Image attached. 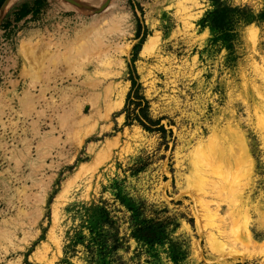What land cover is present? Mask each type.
Listing matches in <instances>:
<instances>
[{"label":"rangeland","instance_id":"rangeland-1","mask_svg":"<svg viewBox=\"0 0 264 264\" xmlns=\"http://www.w3.org/2000/svg\"><path fill=\"white\" fill-rule=\"evenodd\" d=\"M103 11L123 18L108 59L32 86L23 41L55 43ZM261 58L264 0H9L0 11V264H264L258 248L242 247L243 223L223 220L228 202L189 170L198 124L212 125L230 82L244 70L254 78ZM200 94L211 101L204 115Z\"/></svg>","mask_w":264,"mask_h":264},{"label":"bare ground","instance_id":"bare-ground-1","mask_svg":"<svg viewBox=\"0 0 264 264\" xmlns=\"http://www.w3.org/2000/svg\"><path fill=\"white\" fill-rule=\"evenodd\" d=\"M105 11L101 17L95 16V20L92 19L93 22L89 25L71 36L66 34L59 37L55 43L50 39H43L45 37L38 39V35L23 41L20 53L24 59V76L32 86L43 84L45 78L55 79L61 76L64 74L61 70L70 66L81 67L90 63L93 57L102 61L108 59L110 49L107 41H110L111 35L122 33L123 18L110 11V14L107 12L103 15ZM255 46L256 43H253V49ZM255 61L251 63L254 78H248L249 74L244 70L240 84L230 82L226 88V108L217 110L212 125L208 121L198 124L192 134L196 141L193 152L197 157L195 163L190 164L189 170L192 176L194 174L201 182L211 186L210 192L214 197L228 202V213L226 218L223 216L227 225L243 223L242 247L258 248V251L253 252L264 257V58H261L260 63ZM207 96L200 94L196 98L195 104L202 115L211 104ZM123 98L121 96V100ZM192 119L197 125V116ZM252 216L257 218L253 227L250 222ZM238 228L237 226V230ZM257 241L262 243L257 244Z\"/></svg>","mask_w":264,"mask_h":264},{"label":"trees","instance_id":"trees-1","mask_svg":"<svg viewBox=\"0 0 264 264\" xmlns=\"http://www.w3.org/2000/svg\"><path fill=\"white\" fill-rule=\"evenodd\" d=\"M8 1H9V0H0V11H1V9L6 5V3H7ZM132 82H133V89H134L137 83H136L135 80H133ZM138 99H139V98H138Z\"/></svg>","mask_w":264,"mask_h":264}]
</instances>
